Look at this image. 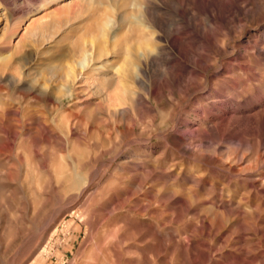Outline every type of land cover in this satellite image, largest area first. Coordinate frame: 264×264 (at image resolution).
I'll return each instance as SVG.
<instances>
[{"label":"rangeland","instance_id":"obj_1","mask_svg":"<svg viewBox=\"0 0 264 264\" xmlns=\"http://www.w3.org/2000/svg\"><path fill=\"white\" fill-rule=\"evenodd\" d=\"M44 1L0 0V264H264V64L248 52L264 42V0H219L243 8L225 22L202 3L159 2L167 33L195 24L217 46L207 52L181 29L180 48L199 68L187 62L181 82L155 93L131 84L116 104L92 77L121 63L109 44L124 37L127 0ZM94 41L108 55L83 67ZM242 54L251 69L236 66ZM166 67L159 60V81ZM224 76L240 83V114ZM209 110L216 119L203 126Z\"/></svg>","mask_w":264,"mask_h":264},{"label":"bare ground","instance_id":"obj_2","mask_svg":"<svg viewBox=\"0 0 264 264\" xmlns=\"http://www.w3.org/2000/svg\"><path fill=\"white\" fill-rule=\"evenodd\" d=\"M64 1L65 0H45L41 7L46 8V7H49L52 5L59 6L60 4L64 3ZM185 1H188L192 5L202 3L201 5H203L204 9L207 8L208 10H210V16L211 17H213L217 21H222V22L223 21L225 22V20L226 19L228 20V18H231L232 20L235 21L236 15L238 13L240 14V12L243 10V8L238 6L236 3L240 2V1L248 2V0H235V2H236L235 4L231 2L228 5H226L224 8L222 5L219 4V0H127L125 2V6L123 8L124 9L123 14H122L123 21L127 24V26H125L126 28H125L124 37H123V39L122 38L121 39L113 38V42L111 40L110 41L111 43L109 44L111 47V50H112L111 54H112L113 59L119 58V59H121V63L116 64V63H113L109 60L107 62L109 64V66L107 64V66H104V67H105V69H108V70L110 69L109 71H111V72L108 73L107 71H105V72H107V74H105L103 76V79H101V80H99L95 75H93V77H92V79L96 83L95 89L98 91V93H101L103 90H106L108 92L107 102H109L110 104H116L117 102H120V103L126 102L128 95H129V92H130L129 87L131 84L136 85L139 88L146 86L148 84L147 86H149V89L147 92H149V93H153L156 89L155 87L156 86L158 87L159 83H160V85L162 84V85H166V86L176 85L179 82H181L180 79L183 76L181 73H184L186 71V64L189 61L196 68H199V64H200L201 60L198 58V56L193 55L192 59L190 60L191 57H189V55L187 53H185L184 51H182V49L180 48V45H181L180 41L181 40L179 38V34L182 33L181 29H187L188 28L190 30V32L193 33L192 36H190V37L193 38L194 41L195 40L201 41L203 43L204 49L207 52H211L212 48L217 46V44H216L217 42L215 43L213 41V39L210 38L209 36L199 38L198 31H197L195 24L187 25V24L183 23V24H181V29L176 28L177 30H175L176 32L173 31L174 33L173 32L167 33L166 32L167 30L165 29L166 30L165 31L163 26L160 25V23L162 24V22L159 23V21H162V20L158 21V13L162 12V11H161V7H160L159 2L162 3L163 5H166V3H170V2L175 3L176 5H173V8H174V6L175 7L177 6V4L179 6L183 7V3ZM94 4H95V0H85V7H87V8L93 7ZM73 6L74 5L71 4L69 9H72ZM170 7H171V5H170ZM176 9L179 13L182 12L180 7L176 8ZM113 10L118 12V10L115 7L113 8ZM203 13H204V11H203ZM55 14L59 15L60 11H58V10L55 11ZM163 15L166 16V14H163ZM164 19H165V17H164ZM176 20H178V19H176ZM189 21H190V19H189ZM191 21H192V19H191ZM211 21H213V20H211ZM106 26H107L108 30L104 31V33L107 32V33H105L106 36H108V37H110V39H112V34H110V33L115 32L116 27L115 26L110 27L109 24H106ZM202 29H204V27H202ZM202 29L200 31H202ZM169 30L171 31L173 29H169ZM180 31H181V33H180ZM183 32H186V31H183ZM203 34H202V36H203ZM211 36H213V35H211ZM187 37H189V36L187 35ZM213 37H215V36H213ZM105 44H104V42L99 43L97 41H94L92 43V48L90 50H87L84 52V63L82 64V66L85 67L84 65L87 64L88 65L87 67L89 68L91 65H94L96 63H100L103 60V58H105L108 55L107 47L105 46ZM184 44L187 45L188 43H183V45ZM185 45L183 47H185ZM218 45L220 46V44H218ZM188 46H189V44H188ZM190 46H192V45H190ZM224 49H222V50L224 51ZM194 50H196V49H194ZM217 50H218V48H217ZM225 51H227V50H225ZM248 52H252L253 55L254 54L257 55L260 59H262L261 62H259V63L264 64V61H263L264 60V42L263 41H261V43H259L258 41H253V43H250L248 45ZM229 53L230 52L226 53V56ZM189 54H191V53L189 52ZM166 56H167V58H166L167 59V65H168V67H166L167 72H166L165 76L160 77L162 79L159 81L156 78L157 64H158L159 60H161L162 58H163V60H166V59H164V57H166ZM249 56H250L249 54H246V55L242 54L241 57L236 59L238 61V64H236V66L238 65L241 70L243 69L245 71L251 69L250 65L245 64L246 59ZM211 57H213V55ZM202 58L204 59V57H202ZM214 58H212V60ZM205 60H206V58H205ZM231 60H233V59H231ZM188 65H189V63H188ZM230 65L232 66L233 64L230 63ZM194 66H192V67H194ZM205 66H206V63H205ZM162 69H163V67H162ZM217 69L218 68L214 67V70H217ZM93 71H94V73H96L99 71V69L95 67L93 69ZM191 72L190 73L192 75H194L193 73H196V71L195 72L191 71ZM205 73H206V71H205ZM68 75H69L68 77L71 79V82H72L71 89L68 92V95L73 97V95L76 92L75 87L77 84L78 75L73 73L72 70L69 71ZM184 77L186 78V76H184ZM203 78H206V76H203ZM235 78L236 77L233 78L232 76H224V78L220 79V81H224L222 83H224V85L226 84L227 87L229 86L228 88H226L227 94L229 96L228 97V99H229L228 104H229V106H231L233 113L234 114H240V113H242V110L240 108H234V106H236V105H234V103L236 102V98L238 97V89L240 86L239 81ZM206 79H208V78H206ZM184 82H186V81H184ZM182 84H183V81H182ZM179 85H181V84H179ZM187 87L185 90H183V92L181 91V94L183 93L185 96H194L195 94L198 93L195 90H191L192 87H195V86L192 85L191 89L187 88ZM113 88H117L118 92L115 94H111V92H109V91H111V89H113ZM158 89H160V88H158ZM121 92H122V95H121ZM133 95L135 96V102L141 104L142 103V97L140 95H138V93H136V92L133 93ZM192 98H190V99H192ZM262 103L264 105V98H262ZM223 104L225 106L227 105L226 103H223ZM214 109L217 110L218 112L219 111L221 112V110L218 106L217 107L215 106ZM212 113H213L212 110L211 111L209 110L208 112L205 111V116L202 119V125L203 126L208 125L210 123H213V122H209L213 118L216 119L217 114L215 116H212ZM261 113H263V112H261ZM254 116H256V115H254ZM255 118H257V117H254L253 120H251L249 122L253 123L252 121H254ZM248 119L249 118H247V120ZM248 126H250V124ZM213 128H215V127H213ZM195 157L196 158H203L204 156L201 154H197V155H195ZM139 168L143 169L142 166H139Z\"/></svg>","mask_w":264,"mask_h":264}]
</instances>
